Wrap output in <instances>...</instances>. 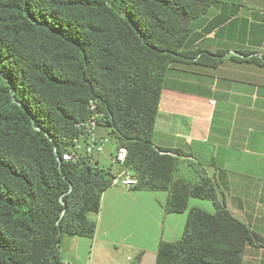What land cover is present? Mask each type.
<instances>
[{
    "label": "trees",
    "instance_id": "trees-1",
    "mask_svg": "<svg viewBox=\"0 0 264 264\" xmlns=\"http://www.w3.org/2000/svg\"><path fill=\"white\" fill-rule=\"evenodd\" d=\"M210 5L0 0V264H63L66 236L95 235L88 214L110 188L112 167L97 156L62 160L91 102L114 150H126L133 190L166 192L165 214L186 212L190 198L214 204V213L188 210L181 238L161 241L155 264H241L248 227L201 166L153 143L170 67L196 60L216 68L226 55L190 47L191 23ZM183 163L191 179L179 175Z\"/></svg>",
    "mask_w": 264,
    "mask_h": 264
},
{
    "label": "crops",
    "instance_id": "crops-1",
    "mask_svg": "<svg viewBox=\"0 0 264 264\" xmlns=\"http://www.w3.org/2000/svg\"><path fill=\"white\" fill-rule=\"evenodd\" d=\"M189 40L193 49L226 55L216 68L196 60L170 67L153 143L205 170L218 200L250 230L241 264H264V0H211L192 21ZM179 175L192 178L187 163ZM166 200L163 191L108 188L98 211L88 214L95 235L64 238L62 261L155 264L159 243L181 238L188 210L215 212L211 201L190 198L186 212L165 214Z\"/></svg>",
    "mask_w": 264,
    "mask_h": 264
},
{
    "label": "built area",
    "instance_id": "built-area-1",
    "mask_svg": "<svg viewBox=\"0 0 264 264\" xmlns=\"http://www.w3.org/2000/svg\"><path fill=\"white\" fill-rule=\"evenodd\" d=\"M91 114L89 118L77 124L78 135L72 140V145L62 155V160L66 162H75L82 156H98L104 153L105 144L110 142L109 138L99 134V119L101 114L97 111L96 105L90 103ZM126 157V150L119 148L111 156V164L116 166V170L112 171L110 187L122 186L124 188H132L136 185L137 180L132 173L123 169L122 165ZM63 264H72L63 262ZM127 264H133L131 258L127 259Z\"/></svg>",
    "mask_w": 264,
    "mask_h": 264
},
{
    "label": "rangeland",
    "instance_id": "rangeland-1",
    "mask_svg": "<svg viewBox=\"0 0 264 264\" xmlns=\"http://www.w3.org/2000/svg\"><path fill=\"white\" fill-rule=\"evenodd\" d=\"M100 130H102V131H100ZM100 130H99V134L101 136H105L106 130H104V128L102 129L101 127H100ZM114 152H115L114 146L110 142L106 143L105 147H104V153L101 155L102 156V158H101V167L102 168H108L112 165L111 164V156L113 155ZM112 167H113V170L115 171L116 167L115 166H112ZM196 202H198L199 205L204 206V203H200L199 200H197ZM67 237H70V236H66L65 238H67Z\"/></svg>",
    "mask_w": 264,
    "mask_h": 264
}]
</instances>
